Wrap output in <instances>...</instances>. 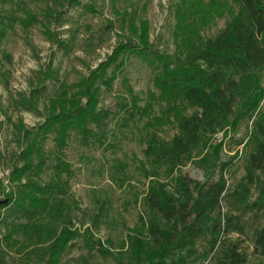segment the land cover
Segmentation results:
<instances>
[{
    "label": "rangeland",
    "instance_id": "374dc122",
    "mask_svg": "<svg viewBox=\"0 0 264 264\" xmlns=\"http://www.w3.org/2000/svg\"><path fill=\"white\" fill-rule=\"evenodd\" d=\"M221 1L227 2V9L222 11L211 0H203L202 13L193 16V20L201 22L208 15L206 23L202 21L205 25L200 24L197 31L202 39L216 37L236 15L232 0ZM187 3L188 0H0V201L9 202V195L17 198L21 185L28 181L43 187L59 178L64 192L56 196L68 216L65 223L58 225V234L52 239L43 236L40 242L36 234L30 238V233L24 231L8 235L11 227L19 223L41 225L46 233L52 227L47 212L38 208L35 216L29 217L20 210H2L0 263L46 264L48 257L43 258L42 253L71 227L79 236L69 242L60 264H117V256L128 252L130 238L136 232L148 236L141 217L147 215L145 197L150 188L164 186L178 200L177 176L206 182L213 175V180H218L224 163L230 168L224 173L230 191L246 176L253 149V122L264 113V99L252 119L235 123L230 118L206 147L194 152L171 174L166 164L159 166L146 158L145 149L152 137L169 142L178 134L181 117L193 110L182 106L171 109L166 91L157 82L164 74L161 62L153 64L128 51L118 61L110 62L119 47L147 42L150 52L170 56L174 68L178 56L184 60L178 25L181 15L189 11ZM102 68L105 74L93 87L98 89L96 111L101 118L87 126L90 133L72 130L63 149L56 145L55 134L49 133L39 142V153L31 156L38 175L28 173L17 178L14 171L26 163V132H37L52 113L58 114L61 99L71 103L75 98V103L85 106L86 84L95 72L101 74ZM260 78L264 85V73ZM61 163L66 170L58 169ZM258 193L254 188L252 202ZM257 220L264 221V210L242 215L245 233L225 238L226 246L237 244L247 254L246 264H264V259L255 254L252 241ZM87 240L89 244L101 241L111 255L104 257L91 250ZM198 247L204 251L207 244L201 241Z\"/></svg>",
    "mask_w": 264,
    "mask_h": 264
},
{
    "label": "trees",
    "instance_id": "16d2710c",
    "mask_svg": "<svg viewBox=\"0 0 264 264\" xmlns=\"http://www.w3.org/2000/svg\"><path fill=\"white\" fill-rule=\"evenodd\" d=\"M202 1L188 0L189 11L181 15L179 47L184 60L178 56L174 68L171 67L170 56L150 52L147 42L142 46L126 44L119 47L110 61H118L120 55L128 51L153 64L161 62L164 74L157 82L166 91L171 109L182 106L193 110L181 117L178 134L169 142L152 137L145 149L146 158L159 166L166 164L171 174L189 161L194 152L206 147L230 118L235 123L252 119L264 99V85L260 78L264 73V0H232L237 7L236 15L220 34L206 40L197 31L200 24L205 25L208 15L201 22L193 20V16L198 17L202 13ZM211 2L222 11L228 7L227 2L221 0ZM100 71L101 74L95 72L93 79L86 84L88 103L85 106L75 103V98L71 103L61 99L57 105L58 114L52 113L37 132H26L27 147L23 152L26 163L14 171L17 178L28 173L38 175L31 156L39 153V142L49 133L55 134V143L60 149L66 146L72 130H80L85 135L90 133L87 126L101 118L96 111L98 89L93 90L96 80L105 74L103 68ZM243 99L247 101L241 103ZM250 141L253 149L248 156L246 176L232 191L224 177L230 169L227 163L221 165L218 180H213V175H209L206 182L177 176L178 200L171 197L164 186L150 188L145 197L147 215L141 217L148 236L141 235V231L136 232L130 238L128 252L117 256V264H246L247 254L237 244L226 246L225 238L233 233H245L242 215L264 210V113L255 118ZM58 169L63 171L67 166L61 163ZM60 184L59 178L43 187L28 181L21 185L17 198L8 196L10 201L0 205V221L2 210H20L30 217L35 216V210L40 208L51 216L49 224L52 226L43 234L41 225L19 223L11 227L9 237L24 231L30 233V238L36 234L42 242L43 236L52 239L54 234H58V225L68 218L56 196L57 192H64ZM254 188H258L259 193L256 201L252 202ZM224 203L228 205L227 211H224ZM233 211L240 212V215ZM78 236L79 232L71 227L61 232L51 247L42 253L43 258L48 257L46 264H60V257L69 242ZM201 241L207 244L204 251L198 247ZM252 241L255 254L264 259L263 220L256 221ZM87 242L91 250L102 256L111 255L110 249L101 241Z\"/></svg>",
    "mask_w": 264,
    "mask_h": 264
},
{
    "label": "water",
    "instance_id": "95a60500",
    "mask_svg": "<svg viewBox=\"0 0 264 264\" xmlns=\"http://www.w3.org/2000/svg\"><path fill=\"white\" fill-rule=\"evenodd\" d=\"M7 201H0V205L6 203Z\"/></svg>",
    "mask_w": 264,
    "mask_h": 264
}]
</instances>
